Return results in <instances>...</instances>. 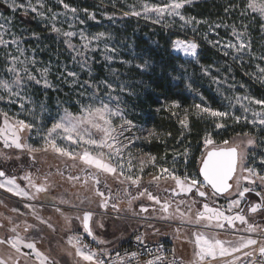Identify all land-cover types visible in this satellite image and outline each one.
<instances>
[{
	"label": "rangeland",
	"instance_id": "rangeland-1",
	"mask_svg": "<svg viewBox=\"0 0 264 264\" xmlns=\"http://www.w3.org/2000/svg\"><path fill=\"white\" fill-rule=\"evenodd\" d=\"M227 1L237 6L239 10L236 22L232 20L228 23L220 21L209 23L194 17L195 20L185 24L179 17L165 16L159 23H154L155 14H149L150 18L148 19L144 18L143 14L139 17L124 15L125 12L132 10L131 6L133 5L136 6V10H140L143 2L163 4L168 0H63V3L69 5V9H65L60 0H41L43 7H40L37 0H16L18 5L23 4L25 7L31 3L38 12L43 13L42 16L32 12L31 8H28L27 13L24 8L13 11L8 7L12 0H0V25H2L0 33H4L3 39L6 41L15 38L19 48L24 52L23 55H20L15 44H9L7 48L0 45V78L12 79V74L6 70V67L10 66L6 53L18 56L19 60L25 62L16 65L21 71L22 88L20 92L24 100L21 101L19 97H9L0 91V95L4 96V99H0V127L3 126L2 113L4 112L8 113L10 121L25 119L46 128L51 126L53 117L58 119L63 114L65 108L73 114H78L82 105H87L94 99L97 103L103 100L113 107H119L135 125L131 134L126 133L131 137V142L122 139L120 145L121 147L127 145V147H123L122 151L125 171L128 168V161L131 160L133 169L130 174L141 177L140 188L132 186L131 194L135 196L137 191L147 188L161 201L168 200L172 205L173 213L171 219H160L163 214L152 211L153 207L158 209L159 205H155L154 202L147 199V196H143L132 202V208L139 212L140 206L143 204L149 207V211L133 216L129 210V197L124 194L125 189L129 187V182H121L122 177L97 173L95 168L87 166L79 160L78 154H82L86 148L94 150L93 146L58 141L61 146L67 147L69 151L77 154V158L72 159L55 153L51 148L48 151L32 154L26 150L22 152L15 148H4L3 141L0 139V153L4 154L0 155V165L2 166L0 170L4 171L7 177H15L16 183L30 195L35 193V189L31 187L28 180L23 178L29 174L35 184L47 187V193L36 194L35 199L13 195L0 188V225H2L0 238H9L18 234L25 242H35L37 249L56 261L57 264H75L74 257L67 254L68 251H74L67 244V239L70 235H86L83 233L81 222L76 220L75 216L82 217V212L89 210L95 213L94 221H101L104 224L103 228L94 226V231L99 239L107 241L105 245H97L91 237L89 238L99 248L105 247L109 251L119 249L134 236L142 235L148 242L170 243L176 254L181 257L182 263L185 264L183 259H187L188 262H194L196 259L194 245L189 242L194 240L193 231H203L208 236L225 240V238L235 237L242 232L246 235L247 225L241 224L239 221H234L232 228H229L226 223L224 228H196L191 224H184L178 233L176 229L181 226V220L177 218L174 210L180 200L185 201V204L181 205L185 211L188 205H192L193 219L198 210H203V204L208 203L210 207L222 210L225 215H244L249 223L264 228V208L259 209L256 213L249 211L253 204L261 202V197L257 196L255 192L246 193L243 198H240V205L234 207L230 212L228 211L230 200L239 198L238 179L239 191H242L243 187H253L248 181L241 179L248 173L242 172L240 167H237L235 176L231 180L232 187L227 193L216 196L207 186L201 190L207 191L208 195L206 197L196 196L195 204H193V193L187 195L180 193L174 180L168 178L152 182V177L160 174V168H168L181 178L187 173L190 177H197L202 181L198 175V167L204 153L211 148L228 146L238 147L245 154L243 163L264 175V164L260 162L264 157V126L253 125L243 119V117H247L249 121L257 120L260 117L254 116L253 112H264V110L259 105L249 104L246 100L239 103L236 100V97L246 95L264 99V82L258 78L259 69L264 68V59H261L264 57V30L260 26L264 20H261L257 13L251 11L246 16L241 15L248 0ZM188 5L186 4L180 11L186 18H191L193 16L186 11ZM71 8L77 9L75 14L70 11ZM53 15H56L55 21L51 19ZM124 17L171 30L175 38L171 42L170 52L184 61L196 62L197 55L186 57L181 53H175L172 47L174 41L196 43L197 54L201 45L209 46L229 61V64L238 63L246 69L245 71L241 70L242 75L256 87L257 91L249 89L243 82L238 83L237 80L228 79L223 74L221 79V70L216 67H203L202 72L208 77L209 84L201 86L191 83L190 79L184 81L183 89L190 95L189 105L187 107L173 106L175 109L171 110V116L178 119V124L182 128L172 146L164 144L161 147L162 150L156 152L152 149L154 148L152 143H154L153 140L159 139V134L142 125L140 113L136 112L131 105L133 102L131 99L136 98V92L132 89V84L135 81L132 80V84L127 81V70L138 68L137 65H143L148 60L142 59L140 55L134 53L132 45H129L125 40H119L112 30L116 21ZM244 17L260 21L257 28L259 32L255 38L246 33L247 29L242 23ZM196 21H200V23H196ZM53 23L60 29L59 32L52 31ZM217 25L220 26L217 27ZM219 28L220 31H218ZM233 28L243 34L239 39L246 44L250 43L251 49L245 48L237 52L235 49L225 47L229 43L239 46L237 36L233 34ZM64 32H73L75 35L65 37ZM81 33L89 39L98 33H105V37L99 41L91 40L89 47L85 48L83 45L89 43V40H82ZM66 41L78 49L80 54L78 55L76 51L69 48ZM106 45L108 50H106ZM111 49H115V51ZM119 65H123L125 71ZM24 67H27L33 76L40 79L41 83L37 84L34 80L29 81L22 71ZM44 69H48L46 76L42 75ZM145 69L147 70V68L143 70ZM68 72H73L75 75L68 76ZM44 79L48 81L49 87L44 86ZM107 84H111L112 89H109ZM121 87L124 88V91L120 90ZM203 88L215 93L219 109L212 108V101L202 96ZM13 100L15 102H11ZM21 103L25 106L23 109ZM197 104L217 111H227L230 115L223 118L213 117L197 109L195 107ZM242 104L250 108L247 113L244 112ZM41 106H43V111H41ZM31 110L35 112V119H33ZM191 111L202 116L206 126L193 147L189 143L180 147L182 140L188 134V126H182L180 121L184 120ZM235 116H240L242 119L237 123L234 119ZM113 119L116 124L121 123L117 118ZM217 123L222 124L223 127L217 128ZM245 132L249 135L245 136ZM25 138L27 143L35 147L43 146V141L36 135L35 130H33L31 138ZM206 138H211L213 144L206 146ZM249 138L255 140L253 145H247L246 142ZM225 140L228 141V144H224ZM185 150H187V155H185ZM103 151L107 152L108 149H103ZM151 157L156 158L154 165L151 162ZM141 161L144 162L142 173L139 171ZM195 169L197 170L195 171ZM70 176L79 177V180H70ZM93 176L99 178V185L95 184L91 178ZM2 179L4 178L0 177V180ZM251 179L256 180V191L264 192V185L255 177H251ZM85 181L87 182L85 183ZM97 187L105 193V197L109 192L112 194L111 203L119 201L120 212L118 215L111 207L106 212L99 207L101 197L96 195ZM171 190H175L179 194L173 196ZM61 200L69 203H60ZM81 201L84 202L81 203ZM25 204L31 205V208H26ZM72 204L77 207H71ZM56 207L61 208L64 215L58 213L55 210ZM65 216L73 218L70 225L66 223ZM41 220L46 223H41ZM215 223L216 221H212L213 225ZM188 225L191 226L189 229H187ZM13 227L16 228V231L10 232L9 229ZM26 227L27 231H25ZM259 228L257 232L251 233L252 238H256L255 234L258 233ZM187 237L191 239L187 241ZM20 247L21 253L18 254L7 244H0V259H4L8 264H14V261L19 257L20 264H40L34 254L30 257H23V253L31 250L23 248L22 244ZM10 257L11 259H9ZM216 262L212 264H220L223 262V258L220 263Z\"/></svg>",
	"mask_w": 264,
	"mask_h": 264
},
{
	"label": "snow or ice",
	"instance_id": "snow-or-ice-1",
	"mask_svg": "<svg viewBox=\"0 0 264 264\" xmlns=\"http://www.w3.org/2000/svg\"><path fill=\"white\" fill-rule=\"evenodd\" d=\"M37 2L40 4V7H43L41 0H37ZM191 2L192 0H168V2L163 4H150L143 2L140 10H136V6L133 5L131 6L132 10L130 12H125L124 15L139 17L143 14L144 18L148 19L150 18L149 14H155L156 19L153 21L154 23H159L165 16L179 17L181 21L188 24L195 20V18H186L181 14L180 10L186 4H190ZM60 3L63 4L65 9H69V5L63 3V0H60ZM8 7L13 11H16L18 8H24L25 13H27L28 8H31L32 12H36L41 16L43 15V13L38 12L37 8L32 6L31 3L25 7L23 4L18 5L16 0H12V3H10ZM233 7L236 6L229 5V8ZM229 8H225V12L229 11ZM70 11L75 14L77 9L71 8ZM85 11L87 10L85 9ZM249 11L257 13L261 20H264V0H248L241 11V15L246 16L249 14ZM51 19L55 21L56 15H53ZM196 23H200V21H196ZM219 26L220 25H217V27ZM260 26L261 29L264 30V23H261ZM0 27H2V25H0ZM245 29H247V26H245ZM52 31L59 32L60 29H58L53 23ZM233 34L237 36L239 46L237 47L236 44L229 43L225 45V47L235 49L237 52H240L245 48L251 49L250 43L246 44L239 39V37L243 35L242 33H238L236 29L233 28ZM3 35L4 33H0V45L7 48L9 44H15L17 45V51L20 55L24 54L23 49L19 48L18 42L15 38L11 41H6L3 39ZM63 35L65 37H72L75 33L64 32ZM103 37H105V33H98L91 39L85 37L83 33H81L82 40H89V43L83 45L85 48L89 47L91 40L99 41ZM66 43H68L69 48L76 51L78 55L80 54L79 50L76 49L70 42L66 41ZM105 47L106 50H108L107 45ZM172 47L177 53H183L186 57H195L197 55V44L194 42L177 40L173 42ZM111 50L115 51V49ZM5 55L10 64V66L6 67V70L12 74V79L8 80L0 78V91L6 93L9 97H19L20 100L23 101L24 97L20 92L22 88L21 71L18 70L16 65L17 63L24 64L25 62L19 60L18 56L12 55L11 53H6ZM261 59H264V57H261ZM147 63L148 62L145 61L143 65H137V67L143 70L147 67ZM22 71L27 76L29 81L34 80L37 84L41 83V80L33 76L27 67H24ZM47 71L48 69H44L42 75L46 76ZM74 75L75 73L68 72V76ZM258 78L261 82H264V68L259 69ZM43 83L45 87L50 86L46 79H44ZM107 87L112 89L111 84H107ZM120 90L124 91V88L121 87ZM0 99H4V96L0 95ZM236 100L238 103L246 100L249 104L259 105L261 109L264 110V99H256L246 95L244 97H236ZM11 102L15 101L13 100ZM173 106L178 107L179 105L174 103ZM24 107V104L21 103V108L23 109ZM195 107L213 117L223 118L230 115L227 111H217L211 109L210 107H201L200 104H197ZM242 107L245 113L250 110L247 105L242 104ZM41 111H43V106H41ZM31 114L33 115V119H35L34 110H31ZM2 115L4 117V121L3 126L0 127V139L3 141L4 148H15L22 152L26 150L29 154L40 151H48L49 148H51L52 151L61 156H68L72 159H76L77 154L69 151L67 147L61 146L58 141H70L74 145L93 146L94 150L86 148L82 154H78L79 160L82 161L83 164L95 168L97 173H106L122 177L123 180L121 182H129V187L125 189L124 194L129 197V210H131L133 216L140 215L141 213H147L149 211V207L143 204L140 206L139 212H136L135 209L132 208L133 201L138 200L140 197L147 196L149 201L154 202L155 205H159L158 209L153 207L152 211L162 213L163 215L160 216V219L167 220L172 218V205L168 200L161 201L158 196L153 195V193L148 191L147 188H144L142 191H137L135 196L131 194L132 186H135L137 189L140 188L141 177L140 175L133 176L130 174L133 169L131 160L128 161L126 174L122 151L123 147H127V145H123V147L120 145L122 139L131 142V137L126 135V133L131 134L135 125L131 119L127 118L124 111L119 107H113L111 104L106 103L103 100H100L99 103H97L94 99L91 103L82 105L78 114H73L65 108L63 114L60 115L58 119L53 117L51 126L46 128L25 119H15L14 121H10L7 112L2 113ZM253 115L260 118L251 121L247 120V117H243V119H245L247 123L264 126V112L254 111ZM113 118H117L121 121V123L116 124V121ZM234 119L238 123L242 117L235 116ZM180 123L182 126L187 127V117H185L184 120H181ZM216 127L222 128L223 125L217 123ZM33 130H35L36 135L42 139V147H35L26 142L25 137L31 138ZM244 135L248 136L249 133L245 132ZM246 143L247 145H253L255 140L253 138H249ZM212 144L213 140L211 138L205 139L206 146ZM224 144H228V141L225 140ZM103 149H108V151L105 152ZM0 155L4 154L0 153ZM185 155H187V150H185ZM244 158L245 154L241 152L238 147H229L222 150H207L206 155H204L200 161L201 166L199 167V176L203 177L202 181L197 177H190L187 173H185L183 178H181V176L177 175L174 171L168 168H160V174L153 176L152 182L168 178L174 180L176 188L180 190V193L185 195L193 193V204H195L197 202L195 200L196 196L206 197L208 195L207 191L201 190L205 189L207 186H210V188L214 190V193L227 192L232 187L229 181L234 178L237 167H240L242 172L248 173V175L242 176L241 179L248 181V183L253 185V187H243V190L239 191L238 179L237 185L239 198L230 200L228 204V211L230 212L234 207H238L241 203L240 198H243L246 193L255 192L257 196L261 197V202L253 204L249 208V211L251 213H256L259 209L264 208V192L256 191V180L251 179V177H255L262 185H264V175L257 173L254 168L245 165L243 163ZM155 159V157H151L153 165L155 164ZM260 162L264 164V157L261 158ZM143 164L144 162L141 161V168L139 169L141 173L144 170ZM0 177L4 178L0 180V188L5 189L7 192H11L13 195L25 197L27 199H35L36 194L47 193V187L45 185L35 184L32 181L30 174L23 178L28 180L31 187L35 189V193L31 195L16 183L15 177H7L6 173L2 170H0ZM91 178L94 180L96 185L100 184V180L97 176H93ZM69 179L79 180V177L70 176ZM86 182L87 181H85V183ZM171 191L173 196L179 194L175 190ZM96 195L101 197V202L99 204L101 209L106 212V210L111 207L117 215L119 214V201H117V203H111L112 194L110 192L108 196L105 197V193L97 187ZM83 202L84 201H81V203ZM60 203L69 202L61 200ZM183 204H185V201L180 200L174 210L177 218L181 220V226L176 229L178 233L181 231V227H183L184 224H191L196 228H224L226 223L229 228H232L234 227V221H239L241 224L247 225L245 230L249 233L257 232V229L259 228L258 225L249 223L244 215H225L222 210L210 207L208 203L203 204V210H198L193 219L191 215L192 205H188L187 210L185 211L181 208V205ZM24 206L26 208H31V205L29 204H25ZM70 206L77 207L75 204ZM55 210L58 213H61V215H64L61 208L56 207ZM13 211L16 210L13 209ZM94 215V212L84 210L82 212V217L77 215L75 216V219L81 222L83 233H85L87 237H91L97 245H105L107 241L99 239L94 231V226L103 228L104 224L101 221H94ZM72 219L73 218L70 216H65V221L69 225L71 224ZM145 219H147V217H145ZM205 221L208 223H202ZM212 221H216V223L213 225ZM41 223L46 222L41 220ZM0 227H2V225H0ZM49 227H52V225H49ZM149 227H151V225H149ZM27 230L28 228L26 227L25 231ZM9 231L15 232L16 228L13 227L9 229ZM259 231L264 233V228H259ZM192 236L194 237V240L189 242L194 245V256L196 258L194 264H205V262L209 260L215 262L218 258H223V264H264V236L259 239L252 238V236H239L235 242L216 239L214 236L206 235L203 231H193ZM135 239L138 244L145 246L144 237L142 235H137ZM0 244H7L18 254L21 253L20 245L22 244L23 248L31 250L30 252L23 253V257H30L34 254L40 264H57L56 261L39 251L35 242H25L21 240L18 234L9 238H0ZM67 244L70 249L74 250L68 251L67 254L70 257H74L75 264H139V257L143 254L138 251H125L123 255L117 252L115 257H113L110 255L109 249L105 247L93 248L90 244L84 243V236L82 235H70L67 239ZM253 246L257 247L253 248ZM236 253H241L244 259L242 260L241 255H234ZM147 254L151 258L145 260L143 264H179L178 260L175 258L174 250L172 253V260H168L162 247L157 248L155 251L147 249ZM9 259H11V257ZM0 264H8V262L4 259H0ZM14 264H20L19 257L14 261Z\"/></svg>",
	"mask_w": 264,
	"mask_h": 264
},
{
	"label": "trees",
	"instance_id": "trees-1",
	"mask_svg": "<svg viewBox=\"0 0 264 264\" xmlns=\"http://www.w3.org/2000/svg\"><path fill=\"white\" fill-rule=\"evenodd\" d=\"M229 5L233 4L227 0H192L186 11L196 19L209 23L212 21L228 23L232 20L236 22L239 10L237 6L229 8ZM225 8H229V11L225 12ZM242 23L247 26L246 33L255 38L259 32L257 28L260 21L244 17ZM112 30L119 40H125L132 45L134 53L151 63L147 64V70L140 68L127 70V81L131 84L132 80L135 81L132 89L136 92V98L131 99L133 101L131 105L140 113L142 125L159 134V139L153 140L152 143L154 147L152 149L156 152L161 151L164 144L172 146L182 128L178 124V119L171 116V110L175 109L174 103L185 107L189 105L190 95L183 89L184 81L190 79L191 83L201 86L209 84L208 77L202 72L203 67H216L221 70V79L224 75L257 91L256 87L242 75L241 70L246 69L238 63L229 64V61L207 45L200 46L196 62L184 61L170 52L171 42L175 38L171 30L128 17L118 19ZM119 67L125 71L123 65ZM202 96L212 101V108L219 109L215 93L203 88ZM187 117L188 134L180 147L187 143L193 147L206 126L205 119L193 111L189 112Z\"/></svg>",
	"mask_w": 264,
	"mask_h": 264
},
{
	"label": "built area",
	"instance_id": "built-area-1",
	"mask_svg": "<svg viewBox=\"0 0 264 264\" xmlns=\"http://www.w3.org/2000/svg\"><path fill=\"white\" fill-rule=\"evenodd\" d=\"M84 236V243H88L90 244L91 247L93 248H99L93 241H90V237H87L86 235H82ZM264 236V233L258 231V233H256V239H259L260 237ZM136 236H134L133 238H131L126 244L125 246H123L122 248L119 249H115L110 251V255L115 257L116 253L119 252L121 255H123L125 253V251L131 252V251H138V252H142L143 254L139 257V264H143V262L147 259H150L151 257L147 254V249H151L153 251H155L157 248L162 247L164 250V253L167 255L168 260H172L173 259V250L175 252L174 247L168 243V242H148L145 241V246H142L140 244L137 243L136 241ZM257 246H253V248H255ZM246 250H251V249H246ZM235 255H241L242 260L244 259L241 253H237ZM175 258L178 260L179 264H183L182 261L180 260V258L177 256L176 252H175ZM218 259H222V258H218Z\"/></svg>",
	"mask_w": 264,
	"mask_h": 264
},
{
	"label": "crops",
	"instance_id": "crops-1",
	"mask_svg": "<svg viewBox=\"0 0 264 264\" xmlns=\"http://www.w3.org/2000/svg\"><path fill=\"white\" fill-rule=\"evenodd\" d=\"M227 215H229V214H227ZM231 215V214H230ZM191 226H189L188 225V228L187 229H189ZM232 234V233H231ZM232 235H236V234H232ZM231 235V236H232ZM251 235V233H249V232H247V234L246 235H244V233L242 232V233H240V234H237L236 236L237 237H239V236H245V237H247V236H250ZM256 235V234H255ZM234 237V236H232V237H228V238H225V240L224 241H233V242H235L238 238L237 237ZM191 239V238H190ZM188 237H187V241H189L190 240ZM221 240V239H220ZM237 254V253H236ZM178 255V254H177ZM235 255V254H234ZM179 258H180V260H181V257L180 256H178ZM182 261V260H181ZM217 261V262H216ZM215 262L216 263H220V261H222V259H217ZM183 262L185 263V264H194V262H188V260L187 259H183ZM212 263H214V262H212L211 260H209V261H206L205 262V264H212ZM220 264H223V262H221Z\"/></svg>",
	"mask_w": 264,
	"mask_h": 264
},
{
	"label": "water",
	"instance_id": "water-1",
	"mask_svg": "<svg viewBox=\"0 0 264 264\" xmlns=\"http://www.w3.org/2000/svg\"><path fill=\"white\" fill-rule=\"evenodd\" d=\"M229 147H234V146H228V147H216V148H211V149H209V150H213V149H216V150H222V149H226V148H229ZM204 155H206V152L204 153ZM203 155V156H204ZM201 165L199 164V167H200ZM199 167H198V175H199ZM202 180H203V177L202 176H199ZM229 183L231 184V180L229 181ZM232 185V184H231ZM209 187V189L212 191V193H214V190H212L211 188H210V186H208ZM231 189V188H230ZM229 189V190H230ZM228 190V191H229ZM227 191V192H228ZM227 192H224V193H214L215 195H218V196H221V195H224L225 193H227Z\"/></svg>",
	"mask_w": 264,
	"mask_h": 264
},
{
	"label": "bare ground",
	"instance_id": "bare-ground-1",
	"mask_svg": "<svg viewBox=\"0 0 264 264\" xmlns=\"http://www.w3.org/2000/svg\"><path fill=\"white\" fill-rule=\"evenodd\" d=\"M175 53H177L175 50H174ZM183 55V53H181Z\"/></svg>",
	"mask_w": 264,
	"mask_h": 264
}]
</instances>
